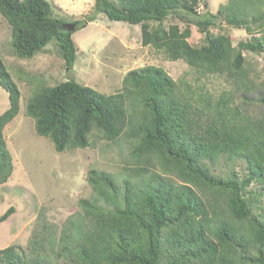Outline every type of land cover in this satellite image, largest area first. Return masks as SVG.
I'll return each instance as SVG.
<instances>
[{
	"label": "trees",
	"instance_id": "obj_1",
	"mask_svg": "<svg viewBox=\"0 0 264 264\" xmlns=\"http://www.w3.org/2000/svg\"><path fill=\"white\" fill-rule=\"evenodd\" d=\"M0 13L16 56L30 58L54 42L72 68V34L84 21L69 24L53 15L48 0H0ZM97 13L140 24L142 45L201 74L224 75L235 89L250 81L243 51H264V0H230L215 13L202 0H93ZM169 16L185 27L166 26ZM222 20L243 27L249 39L233 45L228 33L211 31ZM190 24L204 35L199 45L188 39ZM0 86L9 100L0 113L1 185L13 169L3 129L19 112L20 99L1 56ZM187 92L152 64L129 70L121 89L109 94L74 79L33 87L25 113L56 151L88 146L92 132L108 141L133 140V165L123 168L121 182L87 171L93 194L79 200L82 229L59 252L65 260L58 264H264V118L242 114L232 93H221L213 104L204 93ZM258 101L264 104V95ZM222 157L229 168L216 172L211 166ZM236 161L242 163L238 171ZM12 211L7 208L0 222ZM44 240L27 252L16 244L0 248V264H42L39 254L29 253Z\"/></svg>",
	"mask_w": 264,
	"mask_h": 264
},
{
	"label": "rangeland",
	"instance_id": "obj_2",
	"mask_svg": "<svg viewBox=\"0 0 264 264\" xmlns=\"http://www.w3.org/2000/svg\"><path fill=\"white\" fill-rule=\"evenodd\" d=\"M48 1L53 15L69 24L84 21L72 34L76 58L71 69L66 67L54 42L30 58L16 56L10 43L11 27L0 13V56L20 90L19 112L3 129L13 169L0 185V215L10 206L13 211L0 222V248L16 244L27 252L32 242L44 237L42 247L33 244L31 258L39 254L42 264H58L65 260L59 252L82 229L79 200L93 194L86 180L87 171L92 168L104 171L121 182L125 177L123 168L133 165L130 153L133 140L121 136L108 141L92 132L88 146L56 151L47 137L36 133L34 120L25 113L33 87L74 79L109 94L121 89L122 79L129 70L152 64L162 67L176 80L186 96L187 89L195 95L204 93L215 104L221 93H232V105L242 114L264 118V104L258 101L264 95V51H243L250 81L246 89H235L231 79L224 75L201 74L182 59L170 60L152 45H142L140 24L109 20L101 13L93 15V0ZM202 1L215 13L230 0ZM198 9L201 11L202 5ZM170 23H177L180 29L186 25L173 16L164 21L166 26ZM190 29V43L199 45L203 33L194 24H190ZM211 31L228 33L233 45L250 37L243 27L228 25L223 20ZM8 104V93L0 86V113ZM201 119H206L205 113ZM229 165L228 159L222 157L211 168L221 172L227 171ZM236 165L242 163L236 161ZM235 169L238 171L237 166Z\"/></svg>",
	"mask_w": 264,
	"mask_h": 264
},
{
	"label": "water",
	"instance_id": "obj_3",
	"mask_svg": "<svg viewBox=\"0 0 264 264\" xmlns=\"http://www.w3.org/2000/svg\"><path fill=\"white\" fill-rule=\"evenodd\" d=\"M69 26H70V27H69L70 29H73V28H74L73 25H69Z\"/></svg>",
	"mask_w": 264,
	"mask_h": 264
}]
</instances>
